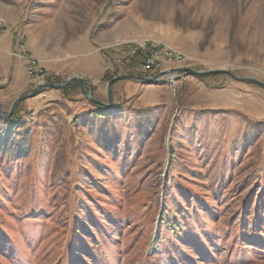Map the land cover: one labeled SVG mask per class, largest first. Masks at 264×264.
I'll return each instance as SVG.
<instances>
[{"label":"rangeland","instance_id":"rangeland-1","mask_svg":"<svg viewBox=\"0 0 264 264\" xmlns=\"http://www.w3.org/2000/svg\"><path fill=\"white\" fill-rule=\"evenodd\" d=\"M143 40L264 82V0H0L5 114L74 75L108 103L107 74L154 75L127 53ZM62 90L0 117V264H264V87L120 80L105 109Z\"/></svg>","mask_w":264,"mask_h":264},{"label":"water","instance_id":"water-1","mask_svg":"<svg viewBox=\"0 0 264 264\" xmlns=\"http://www.w3.org/2000/svg\"><path fill=\"white\" fill-rule=\"evenodd\" d=\"M180 72H186L188 74L194 75V76H206V75H212V74H228L229 76H231L232 78L236 79V80H240V81H245V82H250V83H255L258 84L262 87H264V82H261L257 79L254 78H248V77H238L236 76L233 72L227 70V69H215V70H205V71H200V70H196L193 68H188V67H175V68H168L162 71H159L158 73L154 74L153 76H144V75H139V74H123V75H117L114 78H112L108 84H107V96H108V103H104L100 100H98L97 98H95L88 90H87V86H86V82L84 80L83 77H81L80 75H74L71 78H69V80L65 83H55V82H44L41 84H38V86L29 94L26 95H22L20 97H18L14 103L11 106L10 112L8 114H5L3 106L0 102V117L4 120H10L13 117L14 114V110L17 107V105L24 99H27L31 96H33L34 94L37 93V91L39 89H41L42 87H52V88H64L67 87L68 85H70L73 82H77L79 84V88L82 92V94L88 98L91 102L101 105L105 108H111L114 106V97H113V88L114 85L117 81L120 80H136L138 82L141 83H145V84H153L154 82L167 77V76H171L172 78L176 77V75Z\"/></svg>","mask_w":264,"mask_h":264},{"label":"built area","instance_id":"built-area-1","mask_svg":"<svg viewBox=\"0 0 264 264\" xmlns=\"http://www.w3.org/2000/svg\"><path fill=\"white\" fill-rule=\"evenodd\" d=\"M24 38L25 35L22 34L21 40ZM127 53L131 58L136 55H141L143 58L141 69L144 73L149 72L151 74L158 73L168 68L180 67L182 62L187 59L186 54L180 49L155 40L132 42ZM16 55L28 63L29 75L35 77L43 74L37 61L28 55L27 48L24 44H20Z\"/></svg>","mask_w":264,"mask_h":264},{"label":"trees","instance_id":"trees-1","mask_svg":"<svg viewBox=\"0 0 264 264\" xmlns=\"http://www.w3.org/2000/svg\"><path fill=\"white\" fill-rule=\"evenodd\" d=\"M143 61V58L141 55H136L134 57L131 58V62L136 64V65H140V63H142ZM118 73L116 72V74L114 75H110V74H107L105 77H107V79L110 81L112 78H114ZM79 87V84L76 82L74 84H71L65 88H63V93L64 95L67 97V93L72 90L73 88H78ZM95 104V103H94ZM96 106H99L100 108L102 109H105V107L101 106V105H98V104H95ZM17 114V113H16Z\"/></svg>","mask_w":264,"mask_h":264},{"label":"crops","instance_id":"crops-1","mask_svg":"<svg viewBox=\"0 0 264 264\" xmlns=\"http://www.w3.org/2000/svg\"><path fill=\"white\" fill-rule=\"evenodd\" d=\"M105 74V68H100L97 72L94 73H88L90 79H92L93 82H98Z\"/></svg>","mask_w":264,"mask_h":264},{"label":"bare ground","instance_id":"bare-ground-1","mask_svg":"<svg viewBox=\"0 0 264 264\" xmlns=\"http://www.w3.org/2000/svg\"><path fill=\"white\" fill-rule=\"evenodd\" d=\"M7 134H4L3 132H0V144H2L5 141V137Z\"/></svg>","mask_w":264,"mask_h":264}]
</instances>
